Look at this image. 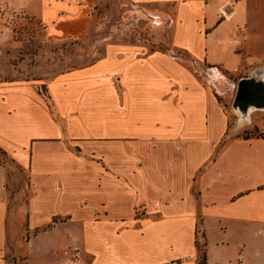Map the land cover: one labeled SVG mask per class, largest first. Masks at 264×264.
<instances>
[{
  "label": "crops",
  "instance_id": "1",
  "mask_svg": "<svg viewBox=\"0 0 264 264\" xmlns=\"http://www.w3.org/2000/svg\"><path fill=\"white\" fill-rule=\"evenodd\" d=\"M137 1L177 3L169 50L112 42L46 82L0 81V151L28 174L0 164V264H264V136L226 142L191 68L263 65L264 0ZM0 7L57 25L66 9Z\"/></svg>",
  "mask_w": 264,
  "mask_h": 264
},
{
  "label": "rangeland",
  "instance_id": "2",
  "mask_svg": "<svg viewBox=\"0 0 264 264\" xmlns=\"http://www.w3.org/2000/svg\"><path fill=\"white\" fill-rule=\"evenodd\" d=\"M62 1L66 9L59 25L56 22L45 24L24 12L4 18L3 8L0 7V81L46 82L60 73L92 64L105 54L106 45L112 42L138 45L142 54L170 49L176 26V2ZM176 53L185 59L182 50ZM191 68L213 90L225 109L228 117L226 142L234 137L249 139L264 136V64L240 73H229L221 68L220 71L214 70L207 64L199 66L192 63ZM243 79L255 85L251 98L260 101L258 104L263 106L253 112L250 123L241 121L238 126V115L234 109L238 107L242 110L237 95ZM0 164L10 165L1 151ZM7 169L12 177L14 174L16 178L28 177L27 172L19 171L13 165ZM197 245L203 258L204 244L197 240ZM232 255L231 251L229 256ZM212 257L218 259L219 253L213 252ZM243 257L247 259L246 254ZM48 258L49 264H57L53 252H49Z\"/></svg>",
  "mask_w": 264,
  "mask_h": 264
},
{
  "label": "bare ground",
  "instance_id": "3",
  "mask_svg": "<svg viewBox=\"0 0 264 264\" xmlns=\"http://www.w3.org/2000/svg\"><path fill=\"white\" fill-rule=\"evenodd\" d=\"M254 85L253 84H250V83H247V84H245L244 85V87L246 88L245 90H247V91H254V87H253ZM247 91H246V93H247ZM254 97V96H253ZM250 101H251V98L250 99H248V98H244V100H238V103L241 105V108H242V112H244V113H246L247 112V110H248V107L249 106H254L255 107V109L257 110V109H259V106H263V105H261V104H258V105H250L249 103H250ZM249 104V105H248Z\"/></svg>",
  "mask_w": 264,
  "mask_h": 264
},
{
  "label": "clouds",
  "instance_id": "4",
  "mask_svg": "<svg viewBox=\"0 0 264 264\" xmlns=\"http://www.w3.org/2000/svg\"><path fill=\"white\" fill-rule=\"evenodd\" d=\"M255 107L254 106H249L248 110L246 113L242 112L241 109H239L238 107L234 109V111L237 113L238 115V120H237V125L239 126L241 121H248L250 123L251 121V116L253 114V112L255 111Z\"/></svg>",
  "mask_w": 264,
  "mask_h": 264
},
{
  "label": "water",
  "instance_id": "5",
  "mask_svg": "<svg viewBox=\"0 0 264 264\" xmlns=\"http://www.w3.org/2000/svg\"><path fill=\"white\" fill-rule=\"evenodd\" d=\"M245 83H249L248 80L246 79H243L241 82H240V86H239V91H238V95H237V99L238 100H244V98H248L250 99L251 98V95H254V91L250 90V91H247L245 90L246 88L244 87ZM244 87V88H243ZM247 91V93H246ZM252 99V98H251ZM255 100V99H254Z\"/></svg>",
  "mask_w": 264,
  "mask_h": 264
}]
</instances>
